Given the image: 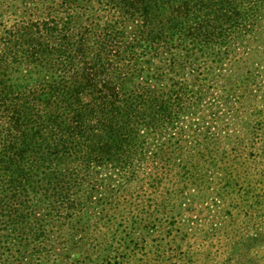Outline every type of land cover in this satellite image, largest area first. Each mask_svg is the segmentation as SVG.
<instances>
[{
	"label": "trees",
	"instance_id": "trees-1",
	"mask_svg": "<svg viewBox=\"0 0 264 264\" xmlns=\"http://www.w3.org/2000/svg\"><path fill=\"white\" fill-rule=\"evenodd\" d=\"M261 213L264 0H0V264H255Z\"/></svg>",
	"mask_w": 264,
	"mask_h": 264
},
{
	"label": "rangeland",
	"instance_id": "rangeland-1",
	"mask_svg": "<svg viewBox=\"0 0 264 264\" xmlns=\"http://www.w3.org/2000/svg\"><path fill=\"white\" fill-rule=\"evenodd\" d=\"M259 216V215H258ZM256 216V220L254 224L259 222V226L264 228V213H261V217ZM258 218V219H257ZM253 221L250 223V225H254ZM204 243V241H202ZM196 243V242H195ZM198 245H194V250H197ZM221 246L217 242L216 238L213 239V242H210V240L207 241V251L203 252L201 254H195V256L192 258L194 261L193 264H215L220 260L221 258H224L225 255H223L222 250L220 249ZM221 253V254H220ZM186 260L185 262L181 264H190L191 262H188ZM247 257L242 259V262L240 264H247ZM172 264V263H170ZM180 264V263H179ZM255 264H264V248L259 249L257 252V259H255Z\"/></svg>",
	"mask_w": 264,
	"mask_h": 264
}]
</instances>
